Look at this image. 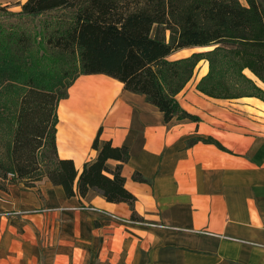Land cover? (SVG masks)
<instances>
[{
	"label": "crops",
	"instance_id": "1",
	"mask_svg": "<svg viewBox=\"0 0 264 264\" xmlns=\"http://www.w3.org/2000/svg\"><path fill=\"white\" fill-rule=\"evenodd\" d=\"M198 66L175 95L196 121H167L116 78L78 74L57 106V153L80 171L99 129V147H126L120 172L139 220L92 188L12 184L0 189V264H264V101L204 94Z\"/></svg>",
	"mask_w": 264,
	"mask_h": 264
},
{
	"label": "trees",
	"instance_id": "2",
	"mask_svg": "<svg viewBox=\"0 0 264 264\" xmlns=\"http://www.w3.org/2000/svg\"><path fill=\"white\" fill-rule=\"evenodd\" d=\"M244 1L245 4L240 0H25L17 15L25 19L69 11L66 21L63 17L40 21V30L49 47L76 57L78 74L102 73L116 78L125 89L144 94L167 121L173 116L196 121L197 116L181 108L175 95L201 58L207 59L208 72L197 88L206 95L233 96L220 86L217 89L220 80L213 82L219 54L220 60L227 61L223 65L236 68L241 79L252 82L242 73L247 68L264 83V10L257 0ZM0 8L5 7L0 4ZM24 36L21 32L17 41L24 43ZM216 44L233 48L216 46L206 52L167 59L185 47ZM75 77L60 92L32 76L23 81L17 108L7 124L8 133L0 134L5 147V158L0 157V189L6 191L16 183L35 187L43 179L62 186L66 195L75 194L76 188L84 196L92 188L109 202H127L132 219L139 220L133 210L136 197L124 187L120 172L122 162L128 158L126 147L113 146L109 141L99 147V129L91 144L98 154L80 171L71 158H61L57 153V106L67 96ZM253 86L257 91L253 95L264 101V90ZM8 88L12 92L10 85ZM108 159L119 163L111 170L106 166ZM133 177L142 180L140 175Z\"/></svg>",
	"mask_w": 264,
	"mask_h": 264
},
{
	"label": "rangeland",
	"instance_id": "3",
	"mask_svg": "<svg viewBox=\"0 0 264 264\" xmlns=\"http://www.w3.org/2000/svg\"><path fill=\"white\" fill-rule=\"evenodd\" d=\"M25 0H0V4L5 7L0 8V134L7 135V124L12 120V115L18 104V94L24 88L23 81L26 77L32 76L38 78L41 82L50 85L59 92L62 91L67 82L72 80L78 72L76 67L77 59L74 56L61 52L57 48L49 47L44 38V33L40 30V21L45 18L53 21L54 17H63L66 21L69 11H54L44 16H33L25 19L18 18V12L21 10V3ZM264 10V0H257ZM245 4L244 0H240ZM64 25V24H63ZM63 27V26H62ZM23 33L27 40L19 43L18 37ZM22 35V34H21ZM24 36V37H25ZM22 37V38H24ZM216 46L224 48H233V45L216 44L209 46H190L175 51L169 58L172 60L190 56L192 53L206 52ZM220 55V54H219ZM216 63L213 72V82L220 80L216 87L224 88L223 92L228 95L240 96L257 93L254 88L255 82L264 84L257 79L248 69L242 73L252 82H248L239 77L236 68L233 66H224L227 61L220 60ZM217 60V56H216ZM200 72L198 68L195 75H201L206 72L208 61L201 58L199 61ZM229 63V62H228ZM198 64V63H197ZM198 66V67H199ZM188 69V67L186 66ZM193 76V73L192 75ZM252 77V78H250ZM8 85H10L9 93ZM63 109V108H61ZM5 147L0 142V157L5 158ZM10 177V173L8 174Z\"/></svg>",
	"mask_w": 264,
	"mask_h": 264
}]
</instances>
